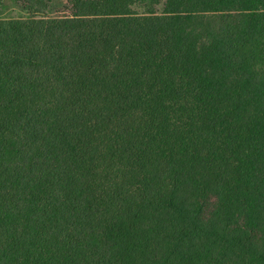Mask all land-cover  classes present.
Instances as JSON below:
<instances>
[{
	"label": "trees",
	"instance_id": "trees-1",
	"mask_svg": "<svg viewBox=\"0 0 264 264\" xmlns=\"http://www.w3.org/2000/svg\"><path fill=\"white\" fill-rule=\"evenodd\" d=\"M16 1L0 264H264V0Z\"/></svg>",
	"mask_w": 264,
	"mask_h": 264
},
{
	"label": "rangeland",
	"instance_id": "rangeland-1",
	"mask_svg": "<svg viewBox=\"0 0 264 264\" xmlns=\"http://www.w3.org/2000/svg\"><path fill=\"white\" fill-rule=\"evenodd\" d=\"M68 2L65 0H55L50 3L47 16H61L65 15V12L68 7ZM25 13L21 11V3H18L16 0H4L2 6L0 7V18H24Z\"/></svg>",
	"mask_w": 264,
	"mask_h": 264
}]
</instances>
